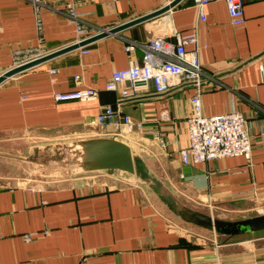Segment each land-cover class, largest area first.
<instances>
[{
  "label": "crops",
  "instance_id": "0c3cea01",
  "mask_svg": "<svg viewBox=\"0 0 264 264\" xmlns=\"http://www.w3.org/2000/svg\"><path fill=\"white\" fill-rule=\"evenodd\" d=\"M163 2L77 0L76 10L84 22L108 29ZM48 5L40 11L38 31L29 0H0V73L12 64L13 49L40 45L54 50L73 41L74 24L63 13V2ZM243 10L245 23L233 26L224 1L212 0L204 9L206 21L199 22L192 0H181L169 13L86 44L87 53L78 47L7 78L0 84V137L60 129L74 130L81 139L98 136L90 122L109 104L144 120L137 138L151 153L138 149L134 155L148 157L149 170L161 169L172 195L187 196L224 219L264 213V0H244ZM170 25L195 31L202 70L221 84L202 93L203 113L236 109L246 115L249 160L229 156L192 165L180 162L177 151L188 138L190 85L157 95L150 84L137 97L123 100L120 89L104 88L113 70L129 65L128 41L161 34L173 39ZM141 54L137 48L135 59ZM51 68L57 71L50 73ZM74 75L82 85L95 87L97 97L55 101V91L74 88ZM155 132L165 145L154 140ZM5 175L0 171V264H264V244L215 242L213 231L211 240L190 238L135 183L107 188L76 176L52 185H20L6 182Z\"/></svg>",
  "mask_w": 264,
  "mask_h": 264
},
{
  "label": "built area",
  "instance_id": "2783aa9c",
  "mask_svg": "<svg viewBox=\"0 0 264 264\" xmlns=\"http://www.w3.org/2000/svg\"><path fill=\"white\" fill-rule=\"evenodd\" d=\"M29 1L33 7L35 25L37 30L40 31V11L42 7L49 6L48 4L56 0ZM61 1L63 2L61 8L63 13L67 16L69 22L74 24L75 38L69 44L79 43L106 30L82 20L81 14L76 10L77 0ZM163 1V5H167L172 0ZM210 1L212 0H192L199 22L206 21L204 9ZM223 1L231 25L242 26L245 23L244 0ZM171 9L163 14L169 13ZM169 33L173 39L166 38V35L161 34L151 36L144 42L128 41L124 49L129 55V65L122 69L113 70L104 88L107 90L120 89L121 100H123L137 97L141 91L147 90L150 84L157 95L168 93L172 89L184 85H190L193 92L189 96V111L185 117L188 138L187 144L177 151L180 162L183 165H192L229 156H244L249 160L251 140L247 131L248 119L246 115L236 109L214 115L203 113L202 93L205 89L221 84L217 80H212V77H207L202 70L198 50L195 47L197 43L195 31L182 32L170 25ZM189 45L194 47L188 49ZM81 47H83L81 53L88 52L85 45ZM137 48L142 51L140 60L134 57ZM55 50L57 49L49 50L40 45L13 49V61L7 69L28 63ZM56 71V68L49 70L50 73ZM73 82L75 85L73 89L55 91L53 93L54 100L87 101L97 97V89L82 85L79 75H74ZM143 121V119L134 120L129 114L115 110L112 105L108 104L100 109L90 124L95 128L98 136L106 135L126 143L133 155L138 149H141V152L147 155L151 153L150 149L137 138L138 132H141L143 128ZM107 127L111 130L106 132L104 129ZM153 138L160 146L165 145L161 134L155 132ZM84 173V175H80L81 178L102 187L115 188L125 184H133V182L123 181L125 177H121L120 174L126 172L119 170H115L111 174H108L105 170L86 171ZM196 236L205 239L201 235ZM31 237L25 235L24 238L28 240ZM213 241L215 240L213 239Z\"/></svg>",
  "mask_w": 264,
  "mask_h": 264
},
{
  "label": "rangeland",
  "instance_id": "374dc122",
  "mask_svg": "<svg viewBox=\"0 0 264 264\" xmlns=\"http://www.w3.org/2000/svg\"><path fill=\"white\" fill-rule=\"evenodd\" d=\"M78 137L80 133L68 129L28 130L4 138L0 137V171L6 174L4 180L12 184L45 186L84 175V172H78L76 169L77 161L69 149L72 141L81 139ZM139 155V153L133 155L135 168L133 174L118 173L121 177H125L123 181L133 182L151 193L169 223L181 227L185 234L195 235L189 236L190 238L201 235L205 240L210 239L213 232L206 230L199 220L189 215L191 210L207 214H210V210L194 203L187 196L172 195L163 184L161 169H157L158 172L149 170L146 164L148 157ZM228 218L232 219L227 220H236L244 217L228 216ZM214 235L215 242L219 243L244 240L249 246H253L254 243L259 246L264 244V230L237 236ZM252 239L257 241H250Z\"/></svg>",
  "mask_w": 264,
  "mask_h": 264
},
{
  "label": "water",
  "instance_id": "95a60500",
  "mask_svg": "<svg viewBox=\"0 0 264 264\" xmlns=\"http://www.w3.org/2000/svg\"><path fill=\"white\" fill-rule=\"evenodd\" d=\"M179 1L181 0H172L167 5H162L158 9L139 15L118 25H114L79 43L66 45L43 57L20 66L9 68L0 74V84L7 78L30 67L38 65L43 61L51 59L61 53L84 46L108 34H115L133 24L159 16L170 8H173ZM69 149L77 161L76 169L78 172L94 170H105L108 174L113 173L115 170L123 171L129 174H133L135 172L133 154L130 147L126 143L114 137L98 136L78 139L72 141ZM189 215L199 220L205 229L221 235L237 236L264 230V213L236 220L213 217L207 213H198L194 210L189 211Z\"/></svg>",
  "mask_w": 264,
  "mask_h": 264
}]
</instances>
